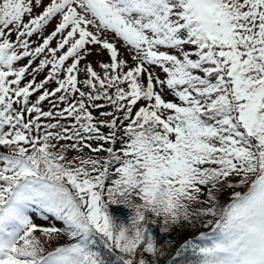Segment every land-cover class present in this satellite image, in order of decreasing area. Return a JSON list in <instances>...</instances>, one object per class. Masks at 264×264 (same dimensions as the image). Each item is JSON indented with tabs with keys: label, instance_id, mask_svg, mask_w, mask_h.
<instances>
[{
	"label": "snow or ice",
	"instance_id": "snow-or-ice-1",
	"mask_svg": "<svg viewBox=\"0 0 264 264\" xmlns=\"http://www.w3.org/2000/svg\"><path fill=\"white\" fill-rule=\"evenodd\" d=\"M182 262L264 264V0H0V264Z\"/></svg>",
	"mask_w": 264,
	"mask_h": 264
},
{
	"label": "trees",
	"instance_id": "trees-1",
	"mask_svg": "<svg viewBox=\"0 0 264 264\" xmlns=\"http://www.w3.org/2000/svg\"><path fill=\"white\" fill-rule=\"evenodd\" d=\"M27 61H22L21 63H26ZM42 76L37 77V80L41 79ZM45 110H47L48 106L45 103L44 105ZM152 231L157 235L158 239L166 244L169 240H172L176 246H178L180 243H182L186 238H191V236H198L199 232H205L208 234L209 237H211V235L209 234L211 232L210 228H200L199 231H196L195 233L192 234V230H188V231H180V232H173L171 234V236H169L166 233H162L159 231V228L156 225L152 226ZM167 236H169L170 238H168ZM65 240H67V237H65ZM63 242V241H62ZM197 243H208V241H196ZM189 259H191V257H189ZM183 264V262H182Z\"/></svg>",
	"mask_w": 264,
	"mask_h": 264
},
{
	"label": "rangeland",
	"instance_id": "rangeland-1",
	"mask_svg": "<svg viewBox=\"0 0 264 264\" xmlns=\"http://www.w3.org/2000/svg\"><path fill=\"white\" fill-rule=\"evenodd\" d=\"M50 30V29H49ZM47 34V32L45 33ZM35 39H36V36H34ZM55 44V41L53 42ZM106 59V57H104ZM92 61H93V67L96 68V65H95V60L97 59L96 57H91L90 58ZM97 71H100L99 68H96ZM42 79V77H41ZM166 99H172L171 96H166ZM41 220H43V217H41ZM44 223L47 225V224H57V222L55 220H47V221H44ZM202 228V227H201ZM193 231V230H192ZM196 231H193V233H195ZM168 238H170L169 236H167Z\"/></svg>",
	"mask_w": 264,
	"mask_h": 264
}]
</instances>
